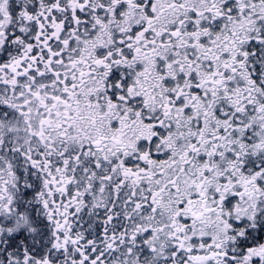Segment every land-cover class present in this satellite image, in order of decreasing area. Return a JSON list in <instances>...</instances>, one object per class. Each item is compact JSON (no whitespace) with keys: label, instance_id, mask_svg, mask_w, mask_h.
Masks as SVG:
<instances>
[{"label":"snow or ice","instance_id":"obj_1","mask_svg":"<svg viewBox=\"0 0 264 264\" xmlns=\"http://www.w3.org/2000/svg\"><path fill=\"white\" fill-rule=\"evenodd\" d=\"M0 264H264V0H0Z\"/></svg>","mask_w":264,"mask_h":264}]
</instances>
